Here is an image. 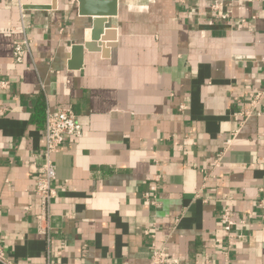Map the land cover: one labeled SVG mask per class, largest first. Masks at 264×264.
Listing matches in <instances>:
<instances>
[{
	"label": "crops",
	"instance_id": "1",
	"mask_svg": "<svg viewBox=\"0 0 264 264\" xmlns=\"http://www.w3.org/2000/svg\"><path fill=\"white\" fill-rule=\"evenodd\" d=\"M52 1L0 0V264H150L153 240L180 264H264V0H118L117 40L80 64L93 16L24 8ZM62 107L84 134L54 155L47 235L33 189Z\"/></svg>",
	"mask_w": 264,
	"mask_h": 264
},
{
	"label": "built area",
	"instance_id": "2",
	"mask_svg": "<svg viewBox=\"0 0 264 264\" xmlns=\"http://www.w3.org/2000/svg\"><path fill=\"white\" fill-rule=\"evenodd\" d=\"M214 9L219 8V4L213 5ZM222 17H225L222 15ZM31 40L25 38L23 40L14 41V59L17 63L23 62L24 56L30 49ZM10 87L9 80L0 81V88L6 89ZM264 91H259L253 98L251 105L255 108L263 97ZM183 108V105H181ZM255 110V109H254ZM252 109L243 112L245 115H250ZM83 127L79 123L76 114L71 107L62 108H47L45 116L44 148L42 150L43 163L38 168V176L36 178L34 193L41 201V212L37 215L38 231L41 234H49L50 232V217L51 203L57 195V186L55 180L57 178L56 164L54 155L60 151V147L65 142L66 137L80 139L83 137ZM231 139L228 143H231ZM157 180V179H156ZM157 185L151 183L149 191L145 193L147 197H151L156 201ZM258 207L264 211V199H260ZM222 219L230 227L236 224L232 218L229 208H226L222 214ZM243 222V220H242ZM146 233L150 234L147 230ZM153 236V234H152ZM152 252L150 264H180V259L173 258L166 246L158 247L155 240L151 242ZM0 260L5 261L4 253L0 250Z\"/></svg>",
	"mask_w": 264,
	"mask_h": 264
},
{
	"label": "water",
	"instance_id": "3",
	"mask_svg": "<svg viewBox=\"0 0 264 264\" xmlns=\"http://www.w3.org/2000/svg\"><path fill=\"white\" fill-rule=\"evenodd\" d=\"M57 6V0L52 4H27L25 9H50ZM78 14L80 16H93L91 28L87 32V39L83 44H74L71 47V54L74 60L80 64L84 50L102 51L108 53L110 48L106 45L107 41L117 40L115 28L107 26L111 19L105 16H117L119 11L118 0H77ZM102 16V17H101ZM77 68V67H75Z\"/></svg>",
	"mask_w": 264,
	"mask_h": 264
}]
</instances>
